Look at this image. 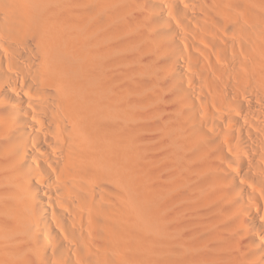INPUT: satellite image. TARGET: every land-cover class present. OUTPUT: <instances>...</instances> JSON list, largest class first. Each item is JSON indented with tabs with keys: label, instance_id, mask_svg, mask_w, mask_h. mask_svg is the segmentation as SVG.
Masks as SVG:
<instances>
[{
	"label": "bare ground",
	"instance_id": "bare-ground-1",
	"mask_svg": "<svg viewBox=\"0 0 264 264\" xmlns=\"http://www.w3.org/2000/svg\"><path fill=\"white\" fill-rule=\"evenodd\" d=\"M0 264H264V0H0Z\"/></svg>",
	"mask_w": 264,
	"mask_h": 264
}]
</instances>
